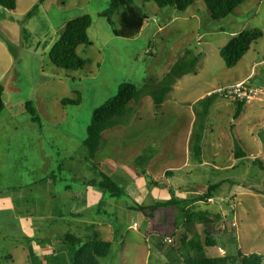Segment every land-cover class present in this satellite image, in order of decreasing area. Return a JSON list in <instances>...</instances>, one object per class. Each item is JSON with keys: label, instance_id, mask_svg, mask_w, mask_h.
<instances>
[{"label": "rangeland", "instance_id": "1", "mask_svg": "<svg viewBox=\"0 0 264 264\" xmlns=\"http://www.w3.org/2000/svg\"><path fill=\"white\" fill-rule=\"evenodd\" d=\"M108 2L16 0L14 10L0 8V85L5 105L0 113V180H29L31 177L24 168L28 161L23 154L27 148L29 150L28 139L33 137L34 130L29 127L32 121L24 109L25 102H33L44 129H48L43 137L53 145L55 152L64 155L68 147L83 157L88 153L83 141L94 109L113 97L120 83L131 82L140 88L141 94L131 103L132 111L121 118L119 124L103 132L96 160L111 159L118 163L119 170L114 174L117 180L157 182L158 187L153 185L145 194H157L159 200L167 195L160 182L177 191L180 185L191 197L206 193L209 185L219 183L213 192L215 196L236 199L235 204L228 203L233 209V213L228 214L235 221L236 240L208 248L207 256H218L221 250L231 257L238 251L258 253L264 264V169L260 166L264 164V145L258 148L249 144L247 132L252 125H248L246 114L234 119L236 107L232 102L220 106L219 110L214 106L206 119L199 118L200 96L206 91L234 85L230 83L246 77L254 61H260L259 48H264V37L251 46L235 67L227 68L219 51L234 35L233 31L240 28L227 20L212 19L202 0L185 11L136 0L147 19L133 38L114 37L111 26L99 15ZM83 14L92 17L88 35L92 45H81L77 52L87 64L77 71L54 66L49 57L52 45L62 34L66 22ZM186 49L199 55L196 72L178 79L162 105L155 104L147 89L159 84V79ZM263 66L255 68L254 76L245 81L262 91L264 84L257 78ZM77 92L81 99L79 104L62 105L61 99H75ZM259 122L263 126L264 118ZM201 123L205 125L202 163L194 154L195 136ZM54 125L59 128L54 129ZM239 135L243 138L239 145L245 156L230 161L229 144L232 142L233 146V140H238ZM29 162L33 166L36 160L31 158ZM166 171H170L167 176ZM88 174L81 169L77 175L82 178ZM71 175L69 172L61 174L66 180H72ZM35 176L37 174L32 172V177ZM159 208L164 212L168 207ZM198 209L213 211L212 206L203 205L192 211ZM166 216L169 220L172 212H167ZM180 222L183 223V219L179 211ZM218 226L221 228L222 223ZM119 235L109 255L101 259L102 264H142L148 253L154 264L155 258L162 256L159 239L155 236L144 242L122 229ZM0 264H9L1 256V248Z\"/></svg>", "mask_w": 264, "mask_h": 264}, {"label": "crops", "instance_id": "2", "mask_svg": "<svg viewBox=\"0 0 264 264\" xmlns=\"http://www.w3.org/2000/svg\"><path fill=\"white\" fill-rule=\"evenodd\" d=\"M245 2L248 3L246 6L243 4ZM243 3L235 13L223 18V20L229 21L230 25H236L240 28L233 31L235 32L233 34L236 35L245 29L252 28H261L264 31V0H245ZM245 13L248 15L247 19L244 18ZM247 24L254 25L248 27ZM90 28L91 26L88 29V35ZM114 37L116 36L114 35ZM263 37L264 35L260 39ZM259 50L262 52L259 53L260 61H254L249 69V74L230 84L250 80L254 76L255 68L264 65V48H259ZM257 79L264 84V66L262 74ZM212 91H206L200 98L203 100ZM230 102L235 104L230 98L218 96L211 104L210 110L214 106L219 110L220 106ZM245 114V117H248V125H252V128H249L247 132L249 144L261 148L258 145H264V125H260L259 119L264 118V96H256L251 101L246 102L236 119H240ZM64 117L61 116L62 119ZM53 120L56 121L57 119ZM31 123L29 127L32 131L34 130L33 137L30 136L31 139H28L31 142L28 146L29 150L27 148L23 154L28 161L24 168L30 172L31 177L29 180H0V248L1 256L7 263L71 264L74 250L65 241L66 235L70 234L85 241L97 232L100 238L109 240L113 244L115 239L120 236L122 229L125 233L133 235V238L138 237L144 242H147L148 237L154 236L159 239V242H164V246L159 248L162 256L156 257L154 264H184L182 256L185 255V251L180 249L179 240L183 234L190 237L201 234L203 226L197 220L186 226L182 222L179 223L177 205L164 206L168 207L163 210L164 212H160L159 207L152 210L149 207L170 198L190 201L196 196L191 197L187 189L182 191L180 185L177 191L172 186H165L162 182L160 184L164 186L165 193L168 195L164 199L159 200L157 194L151 195L149 192L145 194V191L152 190L153 185L158 187L157 182L117 180L114 174L119 170L117 168L119 165L111 159L101 160V165L113 181L124 189V194L120 197L103 195L98 188L89 183L92 181L89 179L94 177V171L87 158L88 153L80 157L68 147H65L64 155H61L62 153L59 151L58 153L55 152L53 145H49L47 139L43 137L44 131L48 129H44L42 119L41 123H33V121ZM256 124H258L257 127ZM56 127L59 128V125H54L53 128L57 129ZM204 134L205 127L200 141L201 148ZM238 140H233V146L232 142L229 144L232 155L229 156L230 161H233V158L238 160L245 156V152L239 145L243 142L240 135ZM38 141L43 143H37ZM236 147L240 148L238 157L235 155ZM202 153L203 148L200 158H198L201 163ZM31 158L36 160L33 166L31 165L32 162H29ZM81 169L89 173L88 177H78L77 174ZM32 172L36 173L37 176L32 177ZM53 172L56 175L51 178ZM63 172L72 174V180L63 178L61 176ZM168 174L170 171L165 172V176ZM167 182L170 184L169 180ZM235 200V197L228 196L223 199L213 194L207 201L189 202L185 209L192 211L196 206L198 208L201 205L205 208L212 206L213 211L211 213L200 209L196 212H207L209 216L220 213L229 222L228 224L232 225V223L235 224V221L228 212L233 213V209L228 203L235 204ZM167 212H172L173 215L169 220L166 216ZM176 215L178 216L175 220ZM234 227L236 234V226ZM214 238L217 242L215 246L224 244L226 241H232L225 233H214ZM165 239L171 241L167 242ZM223 252L221 250L218 256H223ZM150 257L148 253L142 264H152Z\"/></svg>", "mask_w": 264, "mask_h": 264}, {"label": "trees", "instance_id": "3", "mask_svg": "<svg viewBox=\"0 0 264 264\" xmlns=\"http://www.w3.org/2000/svg\"><path fill=\"white\" fill-rule=\"evenodd\" d=\"M154 2L158 7H172L179 11H185L198 0H144ZM207 7L212 19L220 20L237 11V8L245 0H202ZM16 0H0V8L4 10H14ZM30 13V12H29ZM100 16L106 19V22L111 26L112 33L116 37L133 38L142 29L147 14L144 9L139 6L136 0H109L108 5L100 13ZM92 24V17L89 14L79 15L68 20L65 24L62 34L58 40L52 45L49 57L54 66L67 71H77L87 64V60L82 58L77 48L81 45H91L88 36V29ZM264 31L261 28L245 29L236 35H233L220 49L219 53L227 68H233L237 65L240 59L247 53L253 44H255L262 36ZM199 62V55H194L193 52L186 49L184 54L179 56L170 69L159 79V84L155 87H150L148 84L144 87L147 93L152 97L155 104L161 105L168 93L171 91L174 83L186 74L196 72V67ZM141 94L140 88L131 82L124 81L119 84L117 93L107 99L104 103L96 107L92 114L90 124L86 129V137L83 141L88 149V160L92 163L91 168L94 171V177L89 183L98 188L103 195L111 197H120L124 194V189L119 186L113 179L103 170L101 161L96 160V153L103 140V132L120 123V119L128 115L133 107L131 103L139 98ZM219 95L216 93L209 94L201 101L202 110L199 113L200 120L208 117L209 109L213 101ZM81 101L80 94L77 92L75 99L63 98V105L79 104ZM235 102L234 119H236L245 104L242 101ZM3 87L0 85V113L4 109ZM25 111L29 115L31 121L41 123L32 101H27L24 104ZM205 125H199L198 133L195 136L194 154L196 158H200L201 144ZM235 148V155H238V150ZM238 157V156H237ZM264 169V164L260 163ZM56 173L51 174V178ZM219 184L208 186L206 193L200 194L192 200H176L170 198L168 200L157 202L149 209L164 207L169 205H177L180 211L181 219L186 225L194 221H198L203 226V232L196 236L182 235L179 243L180 249L185 251L183 257L184 264H261L263 262L262 255L258 253L244 254L238 251L234 257L223 255L217 257H209L206 254L208 247L216 245L214 233H225L232 241L236 240L235 227L228 224L226 219L218 213L209 216L207 212H195L186 210L185 206L189 202L207 201L213 196V192ZM220 228L218 225H221ZM224 226V227H223ZM65 241L69 243L74 250V256L71 264H101V259L109 255L112 242L99 237L98 233H94L85 241L72 236H65ZM164 246V242L160 241L158 247Z\"/></svg>", "mask_w": 264, "mask_h": 264}, {"label": "built area", "instance_id": "4", "mask_svg": "<svg viewBox=\"0 0 264 264\" xmlns=\"http://www.w3.org/2000/svg\"><path fill=\"white\" fill-rule=\"evenodd\" d=\"M212 93H216L222 97H230L236 101H242L245 103L251 101L256 96H264V91L247 85L244 81L234 85L223 86L210 94ZM232 225L235 226L234 223H232ZM165 241L170 242L171 240L165 239Z\"/></svg>", "mask_w": 264, "mask_h": 264}]
</instances>
